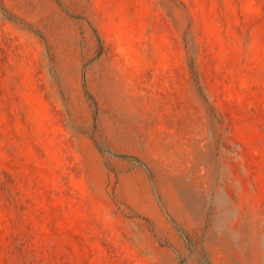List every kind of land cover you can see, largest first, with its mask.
<instances>
[{"label": "rangeland", "instance_id": "rangeland-1", "mask_svg": "<svg viewBox=\"0 0 264 264\" xmlns=\"http://www.w3.org/2000/svg\"><path fill=\"white\" fill-rule=\"evenodd\" d=\"M0 264H264V0H0Z\"/></svg>", "mask_w": 264, "mask_h": 264}, {"label": "crops", "instance_id": "crops-1", "mask_svg": "<svg viewBox=\"0 0 264 264\" xmlns=\"http://www.w3.org/2000/svg\"><path fill=\"white\" fill-rule=\"evenodd\" d=\"M144 100L145 105L150 102L152 103V98ZM146 120H133V156L139 155L142 157L143 143L142 139L147 135L148 127ZM124 153H129L132 151L122 150ZM146 161V160H145ZM118 171V184L121 193H124L127 189L133 187V181H152L150 178V173L148 167L141 164L138 160L133 158V162L128 159H119L114 163ZM140 176V178H139ZM152 193L149 194L147 200H152Z\"/></svg>", "mask_w": 264, "mask_h": 264}, {"label": "trees", "instance_id": "trees-1", "mask_svg": "<svg viewBox=\"0 0 264 264\" xmlns=\"http://www.w3.org/2000/svg\"><path fill=\"white\" fill-rule=\"evenodd\" d=\"M86 92H87V94H90L89 91H88V89H86Z\"/></svg>", "mask_w": 264, "mask_h": 264}, {"label": "bare ground", "instance_id": "bare-ground-1", "mask_svg": "<svg viewBox=\"0 0 264 264\" xmlns=\"http://www.w3.org/2000/svg\"><path fill=\"white\" fill-rule=\"evenodd\" d=\"M79 155V154H78ZM78 158V157H77Z\"/></svg>", "mask_w": 264, "mask_h": 264}]
</instances>
